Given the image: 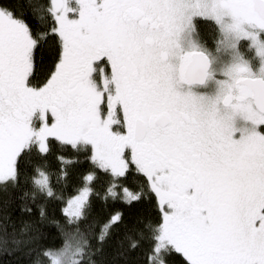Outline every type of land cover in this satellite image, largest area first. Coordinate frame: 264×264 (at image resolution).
<instances>
[{
  "label": "snow or ice",
  "instance_id": "1",
  "mask_svg": "<svg viewBox=\"0 0 264 264\" xmlns=\"http://www.w3.org/2000/svg\"><path fill=\"white\" fill-rule=\"evenodd\" d=\"M45 50L51 65L34 82ZM81 155L92 170L65 198ZM97 170L112 178L103 196ZM130 173L146 183L121 186ZM0 192L61 236L47 246L28 221L19 237L4 225L0 255L27 249L30 264H113L123 216L97 231L94 195L154 197L158 218L126 229L115 258L264 264V0H0ZM50 201L63 223L48 219Z\"/></svg>",
  "mask_w": 264,
  "mask_h": 264
},
{
  "label": "trees",
  "instance_id": "2",
  "mask_svg": "<svg viewBox=\"0 0 264 264\" xmlns=\"http://www.w3.org/2000/svg\"><path fill=\"white\" fill-rule=\"evenodd\" d=\"M51 65V57L49 53L45 50L40 53H37L36 59V79L34 82L42 81L47 75V71ZM59 153L54 149L53 153L48 157V163L51 167V170H56L60 167L57 162V155ZM65 156L71 157L73 155L72 152H65ZM78 159L81 161L80 163L74 164L68 167V177H67V188L63 190V194L65 197L75 195L74 189L82 186L83 184V175L87 174L92 170V165L90 161L86 160L84 156H79ZM96 179L92 183V187L103 196L105 189L109 186L112 178L109 175H106L100 171H96ZM118 183L121 186H126L132 190H138V188L146 183L142 176H138L134 173H130L127 178H121ZM54 187H56L57 191L60 192V185L55 183V179L53 180ZM117 191H120V188H117ZM13 197L19 195L18 193H12ZM8 200V194L0 192V238L4 236V225H9L7 228V232L11 235L13 228L11 224L15 225V231L17 236L19 237L20 229L23 226V221H28L33 226V234H35V229H40L45 238L42 239L39 243L47 246H59L61 242V236L58 232L57 227L54 224L49 223L47 220L42 224L38 222V216L36 214L35 208L33 210V214L22 215L19 211V205L21 201L18 199L15 200L11 204H6L5 202ZM154 197L149 199H144L138 203H133L132 205H125L120 203L119 201L113 202L109 199L106 203L97 198L95 195L91 198V212L88 218V222L98 221L96 224L97 231L99 230L100 224L107 221L109 217L116 213H122L123 221L112 229V235L109 238L106 251L108 254V259L113 261V264H137V261L140 259V250L138 249L135 252L130 253L124 259H118L114 257V253L118 246V241H120L126 229L132 228L136 221L140 218H148L151 217L153 220L158 218L157 209L154 207ZM64 205L60 202L50 201L48 203V219L51 220L53 218L60 220L63 223V217L61 215L60 209ZM11 217L10 220L5 219V217ZM9 247H12L9 244ZM27 251V249H23L21 252H16L13 255H0V264H30L28 258L23 255V252ZM172 264H180V258L177 257L172 262Z\"/></svg>",
  "mask_w": 264,
  "mask_h": 264
},
{
  "label": "flooded vegetation",
  "instance_id": "3",
  "mask_svg": "<svg viewBox=\"0 0 264 264\" xmlns=\"http://www.w3.org/2000/svg\"><path fill=\"white\" fill-rule=\"evenodd\" d=\"M201 31H202V34H204V35H206L207 33H206V30L204 29V27L203 26H201Z\"/></svg>",
  "mask_w": 264,
  "mask_h": 264
},
{
  "label": "rangeland",
  "instance_id": "4",
  "mask_svg": "<svg viewBox=\"0 0 264 264\" xmlns=\"http://www.w3.org/2000/svg\"><path fill=\"white\" fill-rule=\"evenodd\" d=\"M48 72V71H47ZM67 197H69V196H67ZM67 197H65V198H67Z\"/></svg>",
  "mask_w": 264,
  "mask_h": 264
}]
</instances>
